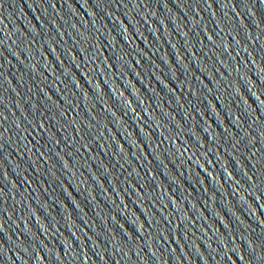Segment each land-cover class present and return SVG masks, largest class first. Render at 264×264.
<instances>
[{
	"label": "water",
	"instance_id": "1",
	"mask_svg": "<svg viewBox=\"0 0 264 264\" xmlns=\"http://www.w3.org/2000/svg\"><path fill=\"white\" fill-rule=\"evenodd\" d=\"M0 264H264V0H0Z\"/></svg>",
	"mask_w": 264,
	"mask_h": 264
}]
</instances>
